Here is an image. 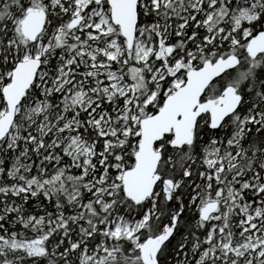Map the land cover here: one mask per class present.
<instances>
[{
	"label": "snow or ice",
	"instance_id": "snow-or-ice-1",
	"mask_svg": "<svg viewBox=\"0 0 264 264\" xmlns=\"http://www.w3.org/2000/svg\"><path fill=\"white\" fill-rule=\"evenodd\" d=\"M0 264H264V0H0Z\"/></svg>",
	"mask_w": 264,
	"mask_h": 264
}]
</instances>
